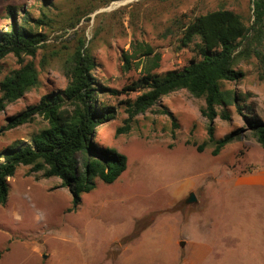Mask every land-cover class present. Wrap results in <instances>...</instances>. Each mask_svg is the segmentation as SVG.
Instances as JSON below:
<instances>
[{
	"label": "rangeland",
	"instance_id": "1",
	"mask_svg": "<svg viewBox=\"0 0 264 264\" xmlns=\"http://www.w3.org/2000/svg\"><path fill=\"white\" fill-rule=\"evenodd\" d=\"M98 1L51 0L54 6L46 12L55 23L35 28L48 35L50 48L44 56L49 64L39 65L42 51L34 59L25 58L37 66L41 83L0 113V153L18 141L29 143V136L46 126L35 115L32 123L3 130L8 117L36 106L44 94L64 88L61 71L67 51L62 46L71 47L75 30L80 34L84 27L86 41L94 39L98 81L121 91L148 71L161 75L199 59L178 44L181 26L194 16L223 3L252 20L251 0H119L99 5L69 29L74 13L89 10ZM7 6L35 19L41 0H0V32L9 30ZM147 48L152 54L146 55ZM254 49L264 54V34ZM57 51L62 59L61 54L51 58ZM125 52L131 57L129 71L121 70ZM155 56H159L157 67ZM1 66L0 81L19 68L12 55ZM259 66L254 55L242 60L236 66L242 80L225 82L222 88L239 93L253 106L252 113L243 108V115L264 123ZM138 94L99 97L116 112L98 128L96 142L123 155L126 170L112 184L95 180V188L81 195L76 208L60 179L44 178L30 167L16 169L8 180L7 202L0 204V264H264V185L238 180L251 174L264 177V149L235 108H229V122L214 120V138L235 131L240 136L212 155L215 146L208 142V121L201 115L204 102L184 90L163 98L160 106L138 115L129 131L116 135L126 118L123 102ZM204 143L203 151H198ZM190 195L195 202L187 204ZM35 246L45 259L35 256Z\"/></svg>",
	"mask_w": 264,
	"mask_h": 264
},
{
	"label": "trees",
	"instance_id": "2",
	"mask_svg": "<svg viewBox=\"0 0 264 264\" xmlns=\"http://www.w3.org/2000/svg\"><path fill=\"white\" fill-rule=\"evenodd\" d=\"M111 1L119 0H99L89 10L74 13L68 23L69 29H75L82 18L99 5ZM251 4L252 20L226 8L223 3L216 10L194 16L181 26L178 44L179 49H191L199 59L190 60L180 70L161 75L148 71L132 87L121 91L109 89L98 81L95 75L98 63L91 46L94 39L86 41L84 27L80 34L75 30L73 34L77 38L71 47L62 46L67 51L61 71L64 88L44 94L36 106L7 118L4 131L32 123L35 115L40 116L46 126L29 136V143L18 141L0 153V204L7 202L8 180L19 166L30 167L32 173H42L44 178L60 179L73 199L74 208L80 204L82 194L95 188V180L112 184L119 178L126 170L125 157L96 142L98 128L110 122L116 112L114 107L100 101L99 97L104 95L116 98L127 91L139 93L134 99L123 102L126 118L123 126L116 129V135L129 131L138 115L145 114L155 105L160 106L163 98L184 90L204 102L201 115L208 121V142L215 146L212 155H217L226 144L240 136L239 131H235L221 139L214 138V120L218 117L229 122L231 106L243 119L256 143L264 149V123L243 115V108L252 113L253 106L246 104L239 93L222 88L225 82L242 80L243 73L236 66L252 55L259 60L258 77L264 81V54L254 49L264 34V0H251ZM53 6L51 0H41L40 14L35 19L22 9L6 7L9 30L0 32V73L1 62L10 55L15 57L19 68L0 81V113L40 86L37 66L33 60L25 61V58L34 59L42 51L39 65L49 64L50 59L44 56V51L50 48L48 35L38 33L35 28L42 25L52 27L55 19L46 11ZM60 54L62 59L59 51L50 56L55 58ZM150 54L152 50L147 48L146 55ZM155 60L154 67H157L159 56H155ZM121 62V70L129 71L131 57L127 52L122 53ZM66 108H71V111ZM161 112L165 114L164 110ZM169 116L172 127L176 129L178 125L172 115ZM205 144L197 150L203 151Z\"/></svg>",
	"mask_w": 264,
	"mask_h": 264
},
{
	"label": "crops",
	"instance_id": "3",
	"mask_svg": "<svg viewBox=\"0 0 264 264\" xmlns=\"http://www.w3.org/2000/svg\"><path fill=\"white\" fill-rule=\"evenodd\" d=\"M238 180L240 181L239 184L264 185V177L252 176V174L251 176L246 177V179L242 177L241 179ZM34 254L38 259L40 258L45 259L44 255L41 253V250L36 246L34 248Z\"/></svg>",
	"mask_w": 264,
	"mask_h": 264
},
{
	"label": "water",
	"instance_id": "4",
	"mask_svg": "<svg viewBox=\"0 0 264 264\" xmlns=\"http://www.w3.org/2000/svg\"><path fill=\"white\" fill-rule=\"evenodd\" d=\"M193 202H195V199L193 198L192 195H190V197L186 200V203H187V204H191V203H193Z\"/></svg>",
	"mask_w": 264,
	"mask_h": 264
}]
</instances>
